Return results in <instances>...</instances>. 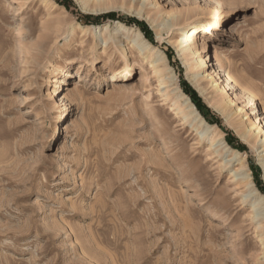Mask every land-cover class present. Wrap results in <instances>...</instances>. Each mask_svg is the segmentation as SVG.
<instances>
[{
	"label": "rangeland",
	"instance_id": "obj_1",
	"mask_svg": "<svg viewBox=\"0 0 264 264\" xmlns=\"http://www.w3.org/2000/svg\"><path fill=\"white\" fill-rule=\"evenodd\" d=\"M262 164L264 0H0V264H264Z\"/></svg>",
	"mask_w": 264,
	"mask_h": 264
},
{
	"label": "bare ground",
	"instance_id": "obj_2",
	"mask_svg": "<svg viewBox=\"0 0 264 264\" xmlns=\"http://www.w3.org/2000/svg\"><path fill=\"white\" fill-rule=\"evenodd\" d=\"M172 24H169L168 23V21H167V26L168 27H170ZM73 31V30H72ZM192 33H193V30H192ZM191 33V34H192ZM215 37H216V35L218 34L216 31L215 32H213L212 33ZM136 36H137V38L139 39V40H141L142 42H144L143 40V38H141V35L140 34H136ZM193 36V35H192ZM192 38V37H191ZM144 44V46L147 48L148 46H150V45H148V43H143ZM206 48V47H205ZM213 48H214V50H213V52L215 53V52H217V50H216V48H215V46L213 45ZM190 52L191 53H193L191 50H190ZM190 53V54H191ZM161 56V55H160ZM207 56H208V58H209V63L208 64H206V66H208V65H212L211 64V61H212V57H213V55H211L210 54V52H207ZM201 65V64H200ZM153 68H154V71L156 72V73H159V76H161V74H160V69L157 67V65L156 66H153ZM200 69H201V66H200ZM170 72V71H169ZM129 76H131V71H127L126 73H123L122 75H112L111 77H112V80H114V81H116V80H126V79H128L129 78ZM200 76H202L201 75V73H200V70H198L195 74H194V76H189V80H191V81H197L196 79L197 78H200ZM207 76H210L209 78H211V74L209 73ZM206 76V77H207ZM121 77V78H120ZM225 77H226V79L227 80H231V81H233V79H232V77L230 76V73L229 72H226V74H225ZM160 78H162V77H160ZM214 87H216V84L214 85ZM199 90H201L200 88H199ZM70 95V94H69ZM237 95L239 96V98H242V95L240 94V93H237ZM179 96L180 97H182L184 100H185V104H186V107L188 108V111L183 115V118L185 119V122H193V123H199V126H204L203 128H201V130L199 131V134H200V136L203 138L204 136H205V134H206V132L210 129V125H208L207 123H205V121L201 118V116H200V114L198 113V111L196 110V108L194 107V105L192 104V102L189 100V98L185 95V94H182V93H180L179 94ZM227 106V104H226V102L225 103H223V107H224V109H225V107ZM250 131H251V128L249 129ZM245 133H248V130H245ZM245 135V134H244ZM252 135V134H251ZM248 136H249V134H248ZM221 139V138H220ZM222 141V140H221ZM217 142V141H216ZM221 144H223V147H226V148H228V145L227 144H225V142L224 141H222L221 142ZM237 155H239V152L238 151H234V154L232 155V157L231 158H228L227 160L228 161H230V160H232L233 158H236L237 157ZM262 167H263V171H264V164H262ZM254 194H257V192H255L254 191ZM262 205H264V198L261 196L260 198H258V199H255L254 201H253V208H255V209H258V208H262ZM255 215L256 216H259V215H263V213L262 212H258V213H255ZM254 217V216H253Z\"/></svg>",
	"mask_w": 264,
	"mask_h": 264
},
{
	"label": "trees",
	"instance_id": "obj_3",
	"mask_svg": "<svg viewBox=\"0 0 264 264\" xmlns=\"http://www.w3.org/2000/svg\"><path fill=\"white\" fill-rule=\"evenodd\" d=\"M107 16V15H106ZM102 17H104V16H102ZM109 17H110V15H109ZM94 18V20H97V19H99V17H93ZM193 93V92H192ZM194 94V93H193ZM195 95V94H194ZM194 101H195V103H196V106L198 107V109L199 110H201L202 112H203V114L207 117V112H208V110L207 111H205V110H203V107H202V105L200 104V102H199V99H193ZM208 119H210V118H208ZM240 147H242L241 145H240Z\"/></svg>",
	"mask_w": 264,
	"mask_h": 264
}]
</instances>
